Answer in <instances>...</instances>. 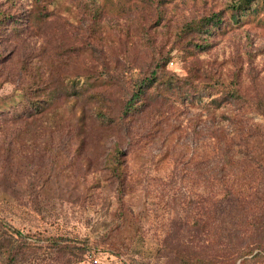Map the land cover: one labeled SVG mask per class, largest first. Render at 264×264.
<instances>
[{
    "label": "rangeland",
    "instance_id": "374dc122",
    "mask_svg": "<svg viewBox=\"0 0 264 264\" xmlns=\"http://www.w3.org/2000/svg\"><path fill=\"white\" fill-rule=\"evenodd\" d=\"M231 1L0 0V97L27 78L31 86L42 87L47 77L61 82L82 73L92 77L95 87L88 91L96 93L94 103L73 95L45 114L2 125L0 217L24 233L78 241L96 240L120 202L141 220L137 241L125 254L99 246L71 264H162L184 241L208 243L212 232L197 231V224L213 227L214 202L222 195L214 171L216 130L236 127L249 154H263L264 115L248 102L264 90V22L259 19L264 12L225 25L203 52L180 29L211 12L228 14ZM166 58L173 60L166 70L186 78L185 84L197 89V101H183L178 91L157 85L145 95L144 111L124 125L97 120L98 107L115 120L134 82ZM25 64L43 75H30ZM233 85L244 104L212 109L210 100ZM102 92L104 99L97 100ZM11 137L18 145L2 156ZM115 143L128 152L129 183L122 199L104 178V162ZM250 176L239 184L256 179ZM40 264L68 262L57 256Z\"/></svg>",
    "mask_w": 264,
    "mask_h": 264
},
{
    "label": "trees",
    "instance_id": "16d2710c",
    "mask_svg": "<svg viewBox=\"0 0 264 264\" xmlns=\"http://www.w3.org/2000/svg\"><path fill=\"white\" fill-rule=\"evenodd\" d=\"M226 10L228 14L225 10L211 12L188 21L180 29V35L189 38L197 52H203L212 46L210 38L225 25L239 24L251 17H256L261 11L264 12V0H233ZM259 19L264 22V17ZM168 63L172 64L173 60L166 58V60L155 61L146 74L134 82L132 90L123 98L119 108L120 113L115 116V120H112L103 107L95 109L97 120L103 125H124L129 117L144 111L145 95L148 90L157 85H168L170 90L178 91L183 101H197L200 97L197 89L195 87L190 89L189 85L185 84L186 78L183 76L167 71ZM27 71L30 75L33 73H37L39 77L43 75L31 68ZM85 74H79L78 79L69 78L61 82L47 77L42 87L31 86L27 78L22 87L19 86L7 96L0 97V132L5 131V126L2 125L7 122L10 121L16 126V123L26 121L29 117L51 111L73 95L83 96L87 101L94 103L91 98L96 99V93H89L88 90L95 87V82L90 75ZM82 75H85V80L80 86L79 79ZM218 84L225 85L220 82ZM103 88L106 89L105 86ZM103 96L104 93H100L97 100H103ZM243 100L246 99L242 96L238 85H233L231 88H225L223 94L212 98L209 104L212 109L218 110L226 104L242 105ZM250 101L248 103L253 105V110L264 115V90L260 94L250 96ZM82 119L83 112L80 111L78 123H81ZM7 127L12 129L11 124ZM253 127L250 129L253 130ZM238 131L240 133V129ZM239 140L236 127L232 130L219 127L216 130V145L212 148L218 149L215 151V154L218 152L216 156L218 159L214 160V171H216L215 178L222 187V195L214 202L213 227H209L211 224L206 222L197 224V231L200 230L202 233L211 231L212 239L199 246L193 242L184 241L162 264H259L264 262V147L261 148L263 154L256 157L250 155L249 150L245 148L247 144H241ZM115 144L104 162L107 169L104 171V178L108 181L110 179L116 185L122 199V191L129 183L128 152L120 147V143ZM17 145L14 138L5 139V154L2 156L15 150ZM229 172L230 177H228ZM246 175L248 178L252 177L250 175H255L256 179L248 181V184L245 183L243 186L239 184V179H244ZM141 226V220L123 202H120L119 208L114 211L106 229L93 241L89 239L78 241L62 235L45 236L38 233H24L0 217V264H40L43 260H54L57 256L63 257L66 263L71 264L73 258L80 259L86 254L87 249L99 246L114 254H125L137 241Z\"/></svg>",
    "mask_w": 264,
    "mask_h": 264
}]
</instances>
